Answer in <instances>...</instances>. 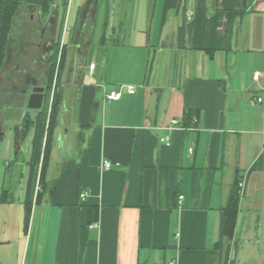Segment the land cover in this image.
<instances>
[{"label":"crops","instance_id":"0c3cea01","mask_svg":"<svg viewBox=\"0 0 264 264\" xmlns=\"http://www.w3.org/2000/svg\"><path fill=\"white\" fill-rule=\"evenodd\" d=\"M47 1L13 22L6 71L30 73L9 121L0 90V264H264V0ZM58 43L63 100L26 223L35 131L19 133Z\"/></svg>","mask_w":264,"mask_h":264},{"label":"trees","instance_id":"16d2710c","mask_svg":"<svg viewBox=\"0 0 264 264\" xmlns=\"http://www.w3.org/2000/svg\"><path fill=\"white\" fill-rule=\"evenodd\" d=\"M23 4H33L40 6L42 12L48 11L47 0H0V70H2L8 58L10 36L13 27V22L17 16L20 7ZM60 43L56 45L54 52L53 64L50 68V78L46 86L45 101L42 110L37 112L35 119L29 118L22 123V129L20 130L19 141L22 142L28 136L31 129H34L35 135L33 140L31 165V178H30V195L26 201V223L29 222L31 206L36 194V188L43 189L45 187V178L50 163V155L53 146L54 130L57 126V119L59 117L60 107L62 104L63 96L59 92V78L61 75V64L63 52L59 49ZM61 55V61L59 70H57V61ZM56 80V89L53 90V82ZM52 100V101H51ZM52 102V103H51ZM51 103V104H50ZM196 112L188 111L186 113L184 124L186 127H190L193 121L196 119ZM239 182L240 178L237 176L234 192L230 196L226 207L224 208L226 216V225L224 233L227 238H232L238 221L239 215ZM39 199V194H37ZM93 209H90V216L92 217Z\"/></svg>","mask_w":264,"mask_h":264},{"label":"rangeland","instance_id":"374dc122","mask_svg":"<svg viewBox=\"0 0 264 264\" xmlns=\"http://www.w3.org/2000/svg\"><path fill=\"white\" fill-rule=\"evenodd\" d=\"M59 49L61 50L62 48L59 47ZM7 61H6V64H7ZM6 70H7L6 65H5V67L2 70H0V90H1V92H2L1 94L3 96H4V94H6L4 96V97H6L5 98L6 100L4 101L2 99V103H4V102L5 103H8V107H6V109H4V106L2 104L3 107L0 105V109L2 107L3 108L2 110L4 112L6 111V113H8L7 116L6 115L5 116L8 118V121H9L11 119V117H12L11 111L13 110V107H12L13 106V103L16 106L15 107L16 109L19 106L22 107V104H24V100H22L21 90L24 88V82H25L26 77L28 76V74L30 72L27 71V73L23 74L21 77L19 76L17 82H14V81L12 82L9 79V77H10L9 74L12 75V72H9L8 73V71H6ZM53 87H54L53 90H55L56 89V80L53 82ZM59 92L62 93V90L59 89ZM24 116L25 117H24L23 122L26 120V117H27V119L31 118L30 117L31 115H30L29 112H27V114H25ZM58 119H59V117H58ZM58 119H57V124H58V121H59ZM56 127H55V129H56ZM54 133H55V130H54ZM19 135H20V133H19ZM1 165L3 166V162H1ZM47 172H48V170H47ZM46 178H47V174H46ZM46 178H45V180H46Z\"/></svg>","mask_w":264,"mask_h":264},{"label":"built area","instance_id":"2783aa9c","mask_svg":"<svg viewBox=\"0 0 264 264\" xmlns=\"http://www.w3.org/2000/svg\"><path fill=\"white\" fill-rule=\"evenodd\" d=\"M90 68H91L92 70H94L95 65H91ZM254 78H255L256 80H258V79H259V74H256V75L254 76ZM125 91H126L128 94H134V93L136 92V89H135L134 86H127L126 89H125ZM123 94H124V92H123V89L121 88V89L118 90V91H114V92H111V93H109V94H106L105 98H106V101H107V102L111 103V102H115V101H119V100H121ZM256 102H257V103H263V102H264V92H263V96H262V97H259V98L256 99ZM196 122H197V121H196V119H195V120L193 121V123H196ZM177 125H178V121H177V120H172V121H171V126L169 127V130H172V129L175 128ZM189 128H190V127H188V128L184 127V130L187 131V130H189ZM162 142H163L164 144H166L167 146H170V145H171V139H170V137L163 138V139H162ZM189 152L192 153V152H193V149H189ZM112 166H113V163H111V162H109V161H104V162H103V167H104V169H106V170L111 169ZM245 185H246V182L244 181V179L241 180V181L239 182V186H238V188H239V192H240L241 194L244 192ZM87 195H88L87 193H84V194L81 195V198L84 199V198L87 197ZM181 199H183V198L181 197ZM96 227H98L97 224H95V225L92 226V228H96ZM167 264H177V263H176L175 261H171V262H168Z\"/></svg>","mask_w":264,"mask_h":264},{"label":"water","instance_id":"95a60500","mask_svg":"<svg viewBox=\"0 0 264 264\" xmlns=\"http://www.w3.org/2000/svg\"><path fill=\"white\" fill-rule=\"evenodd\" d=\"M45 93H46L45 88H34L28 107L31 110H37V111L42 110L45 101Z\"/></svg>","mask_w":264,"mask_h":264}]
</instances>
